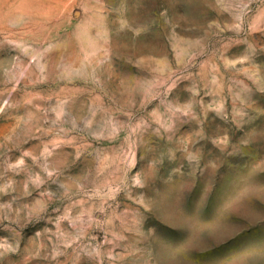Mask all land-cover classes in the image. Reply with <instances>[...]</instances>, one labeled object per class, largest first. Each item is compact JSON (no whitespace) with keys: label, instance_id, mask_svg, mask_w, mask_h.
Instances as JSON below:
<instances>
[{"label":"rangeland","instance_id":"rangeland-1","mask_svg":"<svg viewBox=\"0 0 264 264\" xmlns=\"http://www.w3.org/2000/svg\"><path fill=\"white\" fill-rule=\"evenodd\" d=\"M0 0V264H264V0Z\"/></svg>","mask_w":264,"mask_h":264},{"label":"bare ground","instance_id":"bare-ground-1","mask_svg":"<svg viewBox=\"0 0 264 264\" xmlns=\"http://www.w3.org/2000/svg\"><path fill=\"white\" fill-rule=\"evenodd\" d=\"M41 2H43V0Z\"/></svg>","mask_w":264,"mask_h":264}]
</instances>
